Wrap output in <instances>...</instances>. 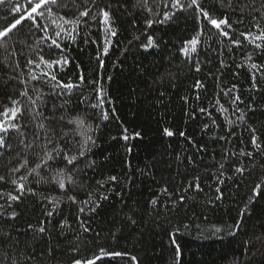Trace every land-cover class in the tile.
Listing matches in <instances>:
<instances>
[{
	"label": "trees",
	"instance_id": "1",
	"mask_svg": "<svg viewBox=\"0 0 264 264\" xmlns=\"http://www.w3.org/2000/svg\"><path fill=\"white\" fill-rule=\"evenodd\" d=\"M17 2L23 0L0 5V28L15 19L10 9ZM189 2L182 0L185 6ZM240 2L241 11L233 12L224 0L225 6L217 5L214 13L218 18L227 16L231 28L222 27L231 39L220 36L206 22L200 34L201 23L194 9L178 11L171 3L166 8L163 0H95V5L92 0H58L60 6H53V16L41 23L49 26L47 35L52 39H57L60 30L53 20L65 29L58 38L63 51L49 48L51 39H44L41 31H30L27 21L13 30L8 51L0 47V113L11 107L12 99L26 103L19 96L25 87L19 81L30 80L29 69L36 75L51 71L60 83L74 87L53 89L55 81L49 80L46 85L30 81V94L34 95L33 85L44 93H62L59 97L46 95L45 99L57 106L67 100L71 115H86V126H92L90 134L96 140L86 157L95 160V167L76 173V183L66 182L63 190L54 183H36V178L30 176L27 187L31 191L21 195L11 180L25 174V170L17 174L9 171L20 160L7 152L0 155V176L6 181L0 182V204L5 205L0 211L16 214L14 221L0 219V231L10 232L24 242L21 249L33 254L29 264H73L76 259L95 260V264H173L169 234L177 228L181 264H264V247L255 239L256 235H264V198L254 194L258 184L261 187L257 191L264 192V150L257 152L251 145L255 129L257 142L264 149V69L251 67L253 63L264 66V48H255L240 35L249 30L258 34L252 26L259 23L264 28V18L254 21L253 16H264V12L252 10L260 9L261 0ZM213 3L202 0L204 7ZM89 8V15L80 17L78 25L59 20L61 16L75 20ZM99 8L110 12L115 36L103 31ZM165 12L175 15L164 23L147 26L146 20H163ZM149 35L158 47L145 50L142 45L147 44ZM106 36L111 43L104 55ZM193 37H198L200 43L195 52L188 45L185 55L181 49ZM233 40H238L239 46ZM41 55L61 63L51 70L43 64L40 68L27 64L28 59L39 62ZM98 88L105 100L103 109L91 107L97 102ZM236 96L239 101L234 103ZM51 106L49 103L45 111ZM201 108L206 111L201 112ZM102 111L108 113L107 120L102 119ZM18 120L21 124L33 123L27 109ZM165 129L173 135L167 136ZM11 135L16 151L17 137ZM125 135L128 140L123 139ZM222 136L225 139H220ZM225 150L229 157L220 169ZM36 151L28 154L30 167L36 161ZM241 151L253 152L254 158L249 160L239 154ZM235 167H244L243 175L236 173ZM41 174L48 176L43 169ZM110 176H116L117 182H106ZM97 181L105 182L104 186ZM197 183L200 190L195 188ZM9 193L20 197L11 201V207L6 203ZM89 194L99 202L95 211H90L94 204L84 203ZM101 195L108 199H99ZM69 197H75L76 203ZM180 197H184L182 203ZM152 200L157 201L155 206ZM129 207L137 209L140 223L126 229L121 238L118 226L126 220ZM80 208H84L83 213ZM49 211L51 216L47 215ZM241 213L245 215L240 230L229 236L228 230L235 231L232 226L241 220ZM81 221L86 223L82 225ZM42 222L44 233L38 232ZM184 224L189 228L185 229ZM85 226L89 232L84 231ZM215 228L222 231L215 233ZM246 240L252 241L247 252ZM102 248L126 255L112 257L101 253Z\"/></svg>",
	"mask_w": 264,
	"mask_h": 264
},
{
	"label": "snow or ice",
	"instance_id": "2",
	"mask_svg": "<svg viewBox=\"0 0 264 264\" xmlns=\"http://www.w3.org/2000/svg\"><path fill=\"white\" fill-rule=\"evenodd\" d=\"M8 0H0V5L5 4ZM93 5H95V0H92ZM164 6L167 8L169 3H171V7L177 9L178 11H184L186 8L194 9L197 21L201 23L200 34H203L204 22L209 25L212 29L217 30L220 36L229 37V33L224 30V27L231 28V25L228 22V18L224 15L222 18H218L214 13L218 10L217 5L220 7H224V0H214L213 5L209 7L202 6V0H190V2L185 6L182 3V0H163ZM203 3H207V0H203ZM53 6L59 7L60 4L58 0H23V3L17 2L14 3L12 9L10 11L13 13L15 19L10 22L8 25L0 28V47H3L6 51L9 49L8 40L11 39L10 34L13 33V30H18V26H22L25 21L29 23V30L33 31H41L45 33L44 39H51V44L49 48L55 46L56 49L61 48L60 43H58V38L61 35V32H65V29L61 27L59 24H56V21L53 20L52 23L56 25L60 30L56 32L57 39H52L47 35L49 31V26L47 24H42L41 21L50 19L53 16ZM245 7L252 8V5H244ZM227 8L231 9L233 12L241 11V2L240 0H227ZM253 11H261L264 12V0H261L260 9H254ZM91 9H86L79 13V16L75 20L66 19L64 16L59 17V20L63 24H74L78 25L80 21V17H87ZM151 12V9H149ZM97 15L100 18V23L105 27L103 31L111 36H115L116 32L112 29L110 24V12L105 8H99ZM155 15H159V13H155ZM175 13L169 14L165 12L163 14V20L156 21L154 19L146 20V24L149 28L152 27L153 23H164L165 21L171 19ZM93 19L96 17L93 16ZM260 18H264V16L257 17L253 16V20L256 21ZM238 22H243L239 20ZM253 28L256 29V35H253L252 31L241 32L240 35L248 40L249 43L253 44L255 48L260 49L264 48V43H258L257 41L264 42V28H261L259 23H254ZM75 31V28L72 29ZM74 40L75 37H72ZM231 39V37H229ZM111 43L110 40L105 38V46L103 48V54H108V45ZM200 43L198 37H193L190 40L185 41V47L181 49L185 55L189 52L188 45L191 46V51H196V45ZM232 43L236 46H239L240 42L238 40H233ZM142 47L147 50L150 47H158L154 43V38L152 36L147 37V44L142 45ZM15 55V52L12 53ZM99 59V57H97ZM59 60H45L44 56H39V62L28 59V65H35L36 68H40L43 64L45 68L51 70L54 65L60 64ZM100 66H103V61H100ZM252 68L261 67L264 69V66H258L253 63ZM16 68H19V64H16ZM197 72L200 71V68L197 66L195 68ZM30 72V80L24 81L20 80L19 83L25 85L23 90L19 92V96L25 98L26 103H22L20 99H12L11 107L5 108L0 116V155H3L4 152L9 153V155L14 156L15 158L20 160V163L9 169V171L13 174L21 173V170H25V174L19 175L18 178H14L11 180V184L14 186L16 192H19L21 195L24 194L25 191H31L30 188L27 187V181L30 176L35 177L36 183H54L60 189H65L66 182L70 184H75L76 180L74 178L76 173H84L88 169H92L95 167V160L87 159V153L90 151V146H94L96 144V140L92 133L94 130L92 126L89 124L86 126L87 116L76 115L73 116L68 112V108L66 107L69 103L65 100L62 104L57 106L54 102H50L45 99L46 95H54L59 97L62 93L60 92H50L44 93L41 91L39 87L33 85L30 90L27 87V84L30 81H39L41 84H48L50 81H55L56 83L52 85L53 89H72L74 87L71 83H60L57 80L56 75L51 71H42L39 75L31 74ZM110 79V78H109ZM255 76H253V87H255ZM81 81H83V77H81ZM199 84V81L197 82ZM98 98L96 103H92L91 107L93 109H103L105 100L103 95L101 94V89H97ZM163 95V93H161ZM239 101V96L234 98V103ZM51 103V109L47 112L45 109L48 107V104ZM27 109L32 116V125L27 123L21 124L18 120L19 116L23 115L24 110ZM58 109H63V111H59ZM201 112L206 111V109L201 108ZM102 119L107 120L108 113L106 111L101 112ZM241 120L244 119V116L241 115ZM125 131H127L125 129ZM253 135L251 137V145L254 150L257 152L264 150L262 149V145L257 142V136L255 135V129H252ZM16 134L17 137V149L13 150V146L11 144L12 135ZM165 134L167 136H172L173 133L167 129H165ZM139 135L138 133L136 134ZM183 135V133H181ZM79 137V139H77ZM124 140H128V136H123ZM220 139H225V137H220ZM33 149H38L34 153L36 156V161L30 167L28 154L33 151ZM200 151H204V149H199ZM130 152L131 149H128ZM240 155H246L249 160L254 158L253 152H244L241 151ZM222 161L219 165L220 169L224 168V162L229 157L228 150H225L222 154ZM9 163L11 161L9 160ZM41 169L44 170L45 173L48 174L47 177L41 174ZM245 171L244 167H235V172L243 175ZM220 175H223L221 171ZM0 182H6L4 176H0ZM111 183L117 182L116 176H110L108 181ZM221 184L222 180L219 181ZM100 187L104 186L105 182L97 181ZM191 187V185H190ZM260 185L256 186V190H254V194L259 198H264V192L257 191L260 189ZM196 190H200V186L197 183L195 185ZM167 192V188L163 190ZM217 192L220 191L219 188L216 189ZM0 198H3V194L0 193ZM19 196L12 195L9 193L8 200L6 201L7 206L11 207V201H18ZM218 199L220 197H217ZM69 199L76 203L75 197H69ZM101 200H107V195H101ZM184 197H180V202H183ZM49 203H53V201L49 200ZM85 204L95 205L94 207H90V211H95L96 207H99L98 201H93L91 198V194H89V199L84 201ZM157 203L156 200H152L151 204L155 206ZM5 205L0 204V209H4ZM126 207H128L126 205ZM79 211L81 213L84 212V208H80ZM137 209L134 207H129L128 212L126 214V220H122L120 225L118 226V232L120 233V237L123 238V233L126 229L132 228L136 226L140 221L136 218ZM250 215V213H247ZM47 215L51 216L52 212L49 211ZM245 215L241 213V220L237 222L229 229L227 234L229 236H234L240 230L242 224V217ZM0 219L2 220H15L16 214L12 213L11 215L6 214L4 211H0ZM85 221H81V224H85ZM63 224L61 227L63 228ZM183 227L185 229L189 228L188 224H184ZM46 229L43 227V222L41 226L38 228V232L44 233ZM85 232H89L90 229L88 227H84ZM215 233H220L222 231L221 228H215ZM179 233V228L169 234V239L174 248V258L173 264H181L182 251L180 245L177 243L176 236ZM98 235V233H97ZM112 236L114 238L117 237V233L113 232ZM255 239L259 241L260 245L264 247V235H256ZM24 243L20 241L18 237H14L10 232L0 231V264H29L30 260L33 258V254L28 252L26 248L21 249L20 245ZM245 252H247L249 245L252 243L251 240H246L245 242ZM259 250V249H258ZM73 251H78V249H74ZM101 253H105L106 255L112 257H121L126 255L125 253L114 251V252H106L105 249H100ZM50 254V253H49ZM133 261H135V257H131ZM73 264H95V260H87L82 261L81 259L74 260Z\"/></svg>",
	"mask_w": 264,
	"mask_h": 264
}]
</instances>
